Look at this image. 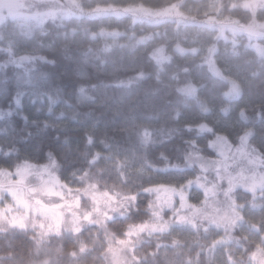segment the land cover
Instances as JSON below:
<instances>
[{
    "label": "trees",
    "instance_id": "trees-1",
    "mask_svg": "<svg viewBox=\"0 0 264 264\" xmlns=\"http://www.w3.org/2000/svg\"><path fill=\"white\" fill-rule=\"evenodd\" d=\"M48 3L0 17V178L50 170L80 211L38 227L0 189V264H111L110 245L151 227L158 191L202 204L194 158L216 159L218 139L264 158V35L242 27H264V0ZM97 191L117 208L88 220ZM231 196L236 221L167 213L121 264H264V182Z\"/></svg>",
    "mask_w": 264,
    "mask_h": 264
},
{
    "label": "rangeland",
    "instance_id": "rangeland-1",
    "mask_svg": "<svg viewBox=\"0 0 264 264\" xmlns=\"http://www.w3.org/2000/svg\"><path fill=\"white\" fill-rule=\"evenodd\" d=\"M49 0H2L0 1V17L5 15L26 19L25 15L36 16L39 10L36 6L44 5L43 9L51 7ZM50 6V7H49ZM17 14V15H16ZM2 18H0L1 21ZM24 23V22H23ZM243 28H252V33L264 35V27H251L244 24ZM218 157L214 160H205L201 157L194 158L201 169L200 178L196 185L203 191L204 200L200 206H192L182 190L173 188L158 191L155 196L153 209V222L147 227L140 226L130 229L127 240L117 241L110 245V263L121 264L124 252L132 239L139 237L142 232L163 230L171 224L165 221L166 214L181 223L195 222L198 217L210 220L219 225H226L238 218L235 204L231 196L237 187L246 189L258 188L264 182V158L258 152L243 143L238 148L229 147L224 141L217 140L214 144ZM207 173V175H206ZM22 176L13 178H0V189L3 197H7L11 204H16V209H24L32 217V223L38 227L61 224L64 228H71L77 222L80 202L73 198V194L64 188L53 176L52 171L46 169L32 174L30 171L21 173ZM213 176H216L214 178ZM224 187L219 185L222 180ZM86 191V190H85ZM224 198V205L219 206L217 198ZM88 211L83 216L88 220H102L109 217V213L117 208L114 197L101 194L100 191L92 193L88 198ZM216 201V202H215ZM149 231V232H151Z\"/></svg>",
    "mask_w": 264,
    "mask_h": 264
}]
</instances>
